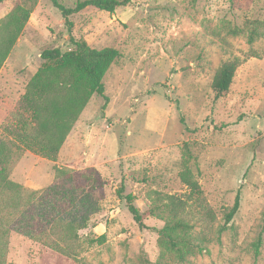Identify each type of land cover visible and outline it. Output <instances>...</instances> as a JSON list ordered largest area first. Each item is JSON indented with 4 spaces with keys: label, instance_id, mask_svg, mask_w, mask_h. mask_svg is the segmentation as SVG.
Masks as SVG:
<instances>
[{
    "label": "rangeland",
    "instance_id": "1",
    "mask_svg": "<svg viewBox=\"0 0 264 264\" xmlns=\"http://www.w3.org/2000/svg\"><path fill=\"white\" fill-rule=\"evenodd\" d=\"M119 1L128 3L112 14L90 6L69 16L70 33L51 0L0 3V45L9 16L29 13L0 66V137L43 50L70 49L72 36L120 54L103 79L108 103L92 96L54 162L17 152L9 178L22 192L0 210L4 263L264 264V0ZM234 58L241 64L229 90L214 101V76ZM186 169L203 202L191 200L183 216L202 251L180 245L181 259L157 230L170 216L168 197L188 199ZM121 183L154 230L134 224L116 196ZM237 193L239 209L219 234ZM70 216L88 222L61 244Z\"/></svg>",
    "mask_w": 264,
    "mask_h": 264
},
{
    "label": "trees",
    "instance_id": "2",
    "mask_svg": "<svg viewBox=\"0 0 264 264\" xmlns=\"http://www.w3.org/2000/svg\"><path fill=\"white\" fill-rule=\"evenodd\" d=\"M3 0H0V3ZM54 8L61 12L66 20L68 32L72 29V23L68 17L78 13L86 7H94L100 11L114 13L116 8L127 5V1L119 0H85L77 2L74 8H66L51 0ZM18 12V11H17ZM29 13L18 12L9 16L8 22L11 27L10 36L0 45V66L8 56L16 35L22 30ZM256 32L252 31L248 43L255 40ZM70 49L62 51L60 48L43 50L40 54L42 64L31 77L25 87L23 95L14 112L8 119V124L2 127L0 137V210L8 201L14 202L19 199L22 187L12 182L9 178L14 158L18 159V151H26L42 159L54 162L60 148L78 121L81 112L89 103L93 95L103 98L105 105L108 97L105 95L103 79L111 65L119 57V52L112 48L95 50L90 48L84 40L69 36ZM239 59L234 58L223 63L217 70L212 88L214 101L225 94L233 81L235 71L240 66ZM17 154V156H16ZM181 181L188 187L187 200L176 196L168 197L165 209L170 216L164 220L163 226L157 230L158 235L165 240L171 248L177 249L181 259H184L182 245L188 250L202 251L199 244H195L189 237L191 226L183 216L189 202H203L202 192L198 183L191 177L188 169L181 173ZM119 201L124 202L135 225L140 230H154L146 224V215L141 214L134 206V196L125 193V186L121 183L116 191ZM195 202V203H196ZM194 203V202H191ZM80 205L84 207V202ZM240 206V197L237 193L232 207L224 215V224L218 230L222 233L231 223ZM154 217V216H150ZM4 217L0 216V264L4 263L7 250V230L3 225ZM88 222V216H70L60 227L59 241L61 244L67 241L77 240V232L84 229ZM264 230V226H263ZM105 239L102 235L97 242ZM261 235L254 244L255 257L259 255L261 247ZM63 246H55L57 252L66 256L71 254L62 249Z\"/></svg>",
    "mask_w": 264,
    "mask_h": 264
}]
</instances>
